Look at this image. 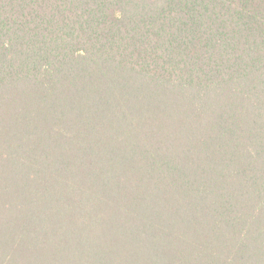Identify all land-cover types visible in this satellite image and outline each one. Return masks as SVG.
Masks as SVG:
<instances>
[{
  "label": "trees",
  "instance_id": "trees-1",
  "mask_svg": "<svg viewBox=\"0 0 264 264\" xmlns=\"http://www.w3.org/2000/svg\"><path fill=\"white\" fill-rule=\"evenodd\" d=\"M0 264H264V0H0Z\"/></svg>",
  "mask_w": 264,
  "mask_h": 264
}]
</instances>
